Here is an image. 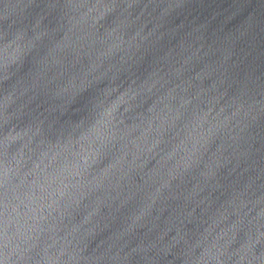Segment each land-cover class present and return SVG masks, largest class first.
Masks as SVG:
<instances>
[{"label":"water","instance_id":"1","mask_svg":"<svg viewBox=\"0 0 264 264\" xmlns=\"http://www.w3.org/2000/svg\"><path fill=\"white\" fill-rule=\"evenodd\" d=\"M0 264H264V0H0Z\"/></svg>","mask_w":264,"mask_h":264}]
</instances>
